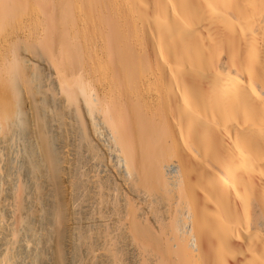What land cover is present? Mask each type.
<instances>
[{
	"label": "bare ground",
	"instance_id": "6f19581e",
	"mask_svg": "<svg viewBox=\"0 0 264 264\" xmlns=\"http://www.w3.org/2000/svg\"><path fill=\"white\" fill-rule=\"evenodd\" d=\"M0 264H264V0H0Z\"/></svg>",
	"mask_w": 264,
	"mask_h": 264
},
{
	"label": "rangeland",
	"instance_id": "374dc122",
	"mask_svg": "<svg viewBox=\"0 0 264 264\" xmlns=\"http://www.w3.org/2000/svg\"><path fill=\"white\" fill-rule=\"evenodd\" d=\"M40 49H42V46H39Z\"/></svg>",
	"mask_w": 264,
	"mask_h": 264
}]
</instances>
